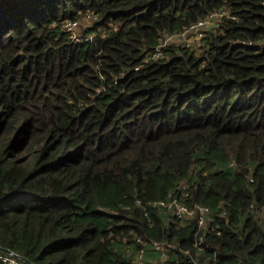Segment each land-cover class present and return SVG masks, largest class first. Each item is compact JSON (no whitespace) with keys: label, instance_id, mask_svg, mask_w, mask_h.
I'll return each instance as SVG.
<instances>
[{"label":"trees","instance_id":"1","mask_svg":"<svg viewBox=\"0 0 264 264\" xmlns=\"http://www.w3.org/2000/svg\"><path fill=\"white\" fill-rule=\"evenodd\" d=\"M263 82L264 0H0V264H264Z\"/></svg>","mask_w":264,"mask_h":264},{"label":"built area","instance_id":"2","mask_svg":"<svg viewBox=\"0 0 264 264\" xmlns=\"http://www.w3.org/2000/svg\"><path fill=\"white\" fill-rule=\"evenodd\" d=\"M227 14L228 13L225 10L216 11L211 13L208 17L201 19L196 23L192 24L191 26H189L180 33H165L161 38L160 44L156 48L154 57H159L162 54L163 48L166 45L174 42L176 39H182V43H184V45L189 48L200 47L202 45V41L206 34L207 29L213 26L219 19L226 17ZM66 26L68 30L71 31L72 37L76 39L77 42L81 41L85 43L89 40H92L93 38V35H87L86 37L78 36L75 33L76 23H68ZM188 186L189 185L185 181L182 184V189H183L182 194L180 193L177 196L172 195L171 200H161L159 202H155L154 205L172 211L173 214L181 221L190 220L192 217L196 216L199 222V226H203L214 219L213 212L211 208L206 205L201 204L192 207L190 204H188L187 202L189 197ZM222 214L224 215L225 212H222ZM138 240L140 242L142 241L141 238H138ZM196 246L199 245H197L196 243ZM154 247L160 251V260L157 261L156 264H165V262L169 258V255L165 250L164 246L161 243L155 241ZM145 254H146V250L145 248H142L137 254L138 264L144 263Z\"/></svg>","mask_w":264,"mask_h":264},{"label":"rangeland","instance_id":"3","mask_svg":"<svg viewBox=\"0 0 264 264\" xmlns=\"http://www.w3.org/2000/svg\"><path fill=\"white\" fill-rule=\"evenodd\" d=\"M89 24H92V19H90L88 16L82 17V19L78 23V29L75 30V33L77 35H83V31H84L85 27H87V25H89ZM213 27L214 26H211L207 30H211V29H213ZM175 41L182 42V39H176ZM199 48H201V46L194 48V49H199ZM13 262H16V261L13 259Z\"/></svg>","mask_w":264,"mask_h":264},{"label":"water","instance_id":"4","mask_svg":"<svg viewBox=\"0 0 264 264\" xmlns=\"http://www.w3.org/2000/svg\"><path fill=\"white\" fill-rule=\"evenodd\" d=\"M0 249H3V250H5V251H7V252H10V250L9 249H6V248H1L0 247ZM13 253V252H12ZM15 254V253H14ZM25 259V258H24ZM27 260V259H26ZM29 261V260H28Z\"/></svg>","mask_w":264,"mask_h":264},{"label":"bare ground","instance_id":"5","mask_svg":"<svg viewBox=\"0 0 264 264\" xmlns=\"http://www.w3.org/2000/svg\"><path fill=\"white\" fill-rule=\"evenodd\" d=\"M263 83H264V82H263ZM253 84H255V83H253ZM15 200H16V199H15ZM17 200H19V198H18ZM17 200H16V201H17ZM20 202L22 203V201H20ZM18 204H19V201H18ZM19 205H20V204H19Z\"/></svg>","mask_w":264,"mask_h":264}]
</instances>
